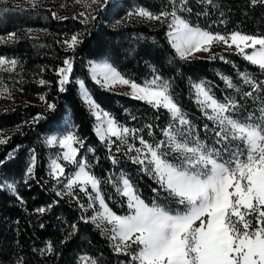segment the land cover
<instances>
[{"label":"trees","instance_id":"1","mask_svg":"<svg viewBox=\"0 0 264 264\" xmlns=\"http://www.w3.org/2000/svg\"><path fill=\"white\" fill-rule=\"evenodd\" d=\"M74 2L0 0V57L11 59L9 66L0 67V84L37 96L36 101L0 108V129H11L0 141V264H150L133 257L139 243L116 247L90 218L86 188L68 191L50 174L43 137L68 115L76 156L83 158L106 204L117 212L128 209L117 187L121 176L146 201L164 205L174 198L142 169L133 145L155 146L176 167L201 164L204 173L205 159L212 156L231 169L245 150L243 141L234 129L205 116L191 82H200L236 121L261 127L264 66L233 49L180 55L169 42L166 24L147 21L138 10L151 15L175 11L210 32L237 30L264 38V0H98L85 20L69 15ZM56 7L62 9L59 15ZM101 56L132 81L161 84L177 112L94 81L89 59ZM76 78L125 128L124 136L96 135ZM240 206L243 217L234 226L252 233L264 221L263 204Z\"/></svg>","mask_w":264,"mask_h":264},{"label":"rangeland","instance_id":"2","mask_svg":"<svg viewBox=\"0 0 264 264\" xmlns=\"http://www.w3.org/2000/svg\"><path fill=\"white\" fill-rule=\"evenodd\" d=\"M10 1L28 5L41 0ZM97 3L98 0H75L69 15L85 20ZM61 10L56 7L54 12L59 15ZM138 12L147 21L166 24L169 42L180 55H209L217 50L233 49L247 60L264 66V38L259 35L237 30L229 33L210 32L189 24L175 11L158 15L140 9ZM10 64L11 59L0 57V67ZM67 71L66 65L63 79L67 77ZM88 72L94 81L104 87L159 103L171 113L177 112L161 84L153 80L132 81L121 75L106 57L89 59ZM76 84L80 98L93 117L96 135L100 139L124 136L125 128L116 124L99 107L80 78H76ZM191 88L205 116L234 129L243 141L245 150L238 154L231 169L212 156L205 159L208 166L204 173L201 164L193 169L176 167L163 159L155 146L133 145L132 151L142 169L156 177L174 198L166 199L164 205L146 201L134 191L128 178L121 176L117 187L125 196L128 209L113 211L103 199L97 180L87 171L83 158L76 156L73 126L68 115H65L58 128L43 137L48 148V171L68 191L72 187L86 188L87 206L91 207L90 218L107 232L116 247L139 243V249L133 255L139 262L264 264V221L252 233L238 231L234 226L243 217L240 205L257 207V203H262L264 208V123L258 127L236 121L225 112V104L213 98L200 82L192 81ZM36 97L25 92H13L0 84V108L16 102L36 101ZM10 131V128L0 129V141ZM9 184L4 183L6 186ZM261 211L264 214V209Z\"/></svg>","mask_w":264,"mask_h":264},{"label":"crops","instance_id":"3","mask_svg":"<svg viewBox=\"0 0 264 264\" xmlns=\"http://www.w3.org/2000/svg\"><path fill=\"white\" fill-rule=\"evenodd\" d=\"M138 251V250H137ZM137 253V252H136Z\"/></svg>","mask_w":264,"mask_h":264}]
</instances>
